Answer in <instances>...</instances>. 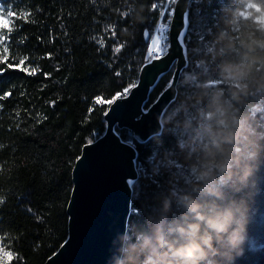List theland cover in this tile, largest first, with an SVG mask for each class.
I'll return each mask as SVG.
<instances>
[{"label": "trees", "instance_id": "16d2710c", "mask_svg": "<svg viewBox=\"0 0 264 264\" xmlns=\"http://www.w3.org/2000/svg\"><path fill=\"white\" fill-rule=\"evenodd\" d=\"M0 1L17 13L0 34V57L14 65L0 64V97L11 93L0 98V243L10 264H45L68 237L75 163L106 131L110 106L94 98L138 82L159 10L154 0ZM254 4L264 0L192 1L189 67L162 134L139 144L118 129L139 172L122 264H185L172 251L192 241L203 248L197 264H264V27ZM25 56L36 75L15 67Z\"/></svg>", "mask_w": 264, "mask_h": 264}, {"label": "water", "instance_id": "95a60500", "mask_svg": "<svg viewBox=\"0 0 264 264\" xmlns=\"http://www.w3.org/2000/svg\"><path fill=\"white\" fill-rule=\"evenodd\" d=\"M192 1L178 0L168 52L162 59L142 66L139 86L127 99L109 107L105 133L83 147L72 172L73 188L67 206L68 237L45 264H122L133 202L127 181L139 174L138 150L120 134L113 133L118 129L129 130L139 144L162 134L166 111L177 99L179 82L189 67L186 37L190 20L183 48L177 35L183 29L182 13L190 16ZM169 73L173 74L171 86L147 108L154 89Z\"/></svg>", "mask_w": 264, "mask_h": 264}, {"label": "snow or ice", "instance_id": "6c2138e0", "mask_svg": "<svg viewBox=\"0 0 264 264\" xmlns=\"http://www.w3.org/2000/svg\"><path fill=\"white\" fill-rule=\"evenodd\" d=\"M178 0H159V3L157 0H154V2L151 5V9L153 11H158L159 14V21L157 25L153 29V35L150 38L149 37V31L146 28L144 31V38L146 41L150 39V46L147 47L146 50V56L145 59L148 63H152L154 60H159L163 58V55L166 54L167 48L169 47L167 41L168 37L166 33L169 31V26L171 25L172 17L175 15V8L172 7V5L176 4ZM194 3H197V0H193ZM93 3H95V0H93ZM6 13V15H5ZM124 15H127V13H124ZM17 13L13 12L11 9H4L2 6H0V29H4L8 23L9 20L13 17H16ZM167 16V22H165V17ZM26 19V17H25ZM182 19H183V29L180 33L177 35V41L180 44V46L183 48L184 46V39H185V33L188 31L189 26V16L187 12L182 13ZM8 31L10 33L11 29L8 28ZM112 36H115V30L112 29ZM7 40V36L0 35V44H3ZM124 47V45H119L114 47V53H119L121 49ZM5 53H7V46L5 45L4 48ZM48 58H50V54H46ZM28 59L27 56L23 57L19 60V63L15 65L16 68H19L20 71L25 72L28 75H36L40 69L39 68H33L31 66L28 67H21L25 64V61ZM0 64H6L7 69H11L14 67L13 64L7 62V56L0 57ZM6 69H0V74H3V72ZM45 77H48V73H44ZM117 76L120 75L119 72L116 73ZM139 86L138 83L134 82L131 83L125 87L122 88L121 91L115 93L111 98L104 99L103 97H95L94 102L96 105H114L116 101L121 99H127L128 95L132 92L133 89L137 88ZM171 85H169L170 87ZM10 92L4 93L3 97L0 98H7L10 96ZM110 108L105 109L104 115L107 116ZM92 109H90V112ZM114 135H119L118 132H114ZM88 145H91L93 141L91 139L88 140ZM135 163V162H134ZM129 190L132 192L133 197H135V186L139 184V174L137 175L136 179H129L127 181ZM0 203H3V200L0 199ZM31 211V209H29ZM39 219V217H38ZM3 238H0V241H2ZM13 258V253L11 251L5 252L4 247L2 246V243H0V264H10L11 259Z\"/></svg>", "mask_w": 264, "mask_h": 264}, {"label": "clouds", "instance_id": "9594fccd", "mask_svg": "<svg viewBox=\"0 0 264 264\" xmlns=\"http://www.w3.org/2000/svg\"><path fill=\"white\" fill-rule=\"evenodd\" d=\"M253 8L256 9L259 15L258 16L253 15L252 18L258 25H260L261 27H264V7L254 4ZM245 15H248V14L246 13ZM193 210L195 211L196 209L194 208ZM210 223H212V226L215 227L218 231L226 230V227H227L226 222H223V223L210 222ZM191 229H192L193 234H195L199 230V225H192ZM161 243H163V241H161ZM202 253H203V248L200 247L196 243V241H192L186 245H183L180 248H174L172 251V255L179 257L182 261L185 262V264H197V262L203 258Z\"/></svg>", "mask_w": 264, "mask_h": 264}, {"label": "rangeland", "instance_id": "374dc122", "mask_svg": "<svg viewBox=\"0 0 264 264\" xmlns=\"http://www.w3.org/2000/svg\"><path fill=\"white\" fill-rule=\"evenodd\" d=\"M0 6H2L4 9H11L9 6H6L3 2H1L0 1ZM173 7H175V4L174 5H172ZM5 15H6V13H5ZM11 22H12V18L9 20V23H8V25L4 28V29H0V34H3V33H5L6 32V30H8V28H10L11 27Z\"/></svg>", "mask_w": 264, "mask_h": 264}, {"label": "built area", "instance_id": "2783aa9c", "mask_svg": "<svg viewBox=\"0 0 264 264\" xmlns=\"http://www.w3.org/2000/svg\"><path fill=\"white\" fill-rule=\"evenodd\" d=\"M174 8H175V7H174ZM172 19H173V17H172ZM165 22H167V16L165 17ZM171 23H172V20H171ZM170 28H171V25L169 26V31L166 33V35H167V37H168V41H167L168 45H170V44H169V41H170V37H169ZM168 50H169V47L167 48V52H168ZM167 52H166V53H167Z\"/></svg>", "mask_w": 264, "mask_h": 264}, {"label": "bare ground", "instance_id": "6f19581e", "mask_svg": "<svg viewBox=\"0 0 264 264\" xmlns=\"http://www.w3.org/2000/svg\"><path fill=\"white\" fill-rule=\"evenodd\" d=\"M176 5V4H175ZM173 7V6H172ZM134 198V197H133ZM133 204V203H132ZM132 235V234H131ZM127 241V240H126Z\"/></svg>", "mask_w": 264, "mask_h": 264}]
</instances>
